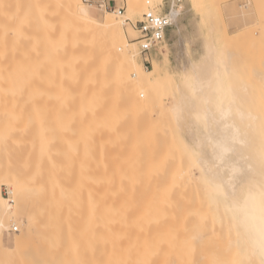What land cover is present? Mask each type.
<instances>
[{"label": "bare ground", "instance_id": "obj_1", "mask_svg": "<svg viewBox=\"0 0 264 264\" xmlns=\"http://www.w3.org/2000/svg\"><path fill=\"white\" fill-rule=\"evenodd\" d=\"M124 1L126 14L107 10L105 0L98 6L84 0H1L0 21L14 23H0L4 31H14V39L8 36L14 42L7 44L8 33L3 35L0 27L7 37L0 47H9L0 59L14 67L0 66L4 102L34 104L35 115L36 103L56 99L78 112L88 143L95 139L91 131L98 112L119 101L117 91L138 106L155 102L163 68L155 59L151 69L145 65L134 40L137 30L128 20L139 21L148 11L163 12L165 0ZM202 2L188 0L192 10ZM185 3L170 9L178 36L185 28ZM95 6L105 12L103 17ZM83 35L94 36L99 48L91 50ZM186 37H175L181 43L175 71L179 82L168 113L187 157L180 154V160L188 159L196 170L193 182L201 195L195 201L201 205L195 203L202 209L196 208L208 207L209 213L202 218L201 211L193 213L189 200L179 205L170 195L174 196L172 180L160 187L165 194L125 197L120 204L113 198L102 207L99 198L83 194L81 182L60 175L64 150L52 148L53 132L34 126V135L27 132L32 137L30 144L26 140L27 171L0 173V264H264V52L259 66L243 76L239 54L227 49L212 29L198 38V57L191 56L194 45L187 47ZM261 41L264 48V24ZM164 45L169 47L166 40ZM10 113L14 120L17 112ZM71 149L75 152L76 145ZM190 168L179 176L186 178ZM194 183L187 187L192 189ZM152 184L148 186L156 183ZM4 185L9 198L2 194ZM192 214L203 219L199 225L194 222L198 227L193 226ZM206 217L219 231L216 226L202 227ZM19 225V234L11 231L15 226L19 231ZM9 233L12 246L5 242Z\"/></svg>", "mask_w": 264, "mask_h": 264}, {"label": "rangeland", "instance_id": "obj_2", "mask_svg": "<svg viewBox=\"0 0 264 264\" xmlns=\"http://www.w3.org/2000/svg\"><path fill=\"white\" fill-rule=\"evenodd\" d=\"M84 1L85 3L96 4V6L101 2V0ZM105 1L107 3L110 2L111 6V8L107 10L113 11L114 5L116 7L123 6L124 13L126 14L124 0ZM184 1H186V3L184 2L185 12L182 26H185V28L181 27L179 36L186 37L187 35H190L187 36L186 39L190 38L189 40L193 42L189 40H187V42L186 40L183 41L186 42V45L187 43L188 45L190 44V47L187 45L189 48L194 45V47L191 48L194 49L189 50L191 51L190 54L192 57H196V55L198 57L201 52V46L198 44L200 41L198 38L201 39L202 33L204 34L208 29H212L218 36L220 42L225 45L227 49L239 54V60L241 62L240 68H242L243 76L249 74L252 66H259L264 52L261 43L263 42L261 39L262 26L264 24V2H262V0H204V3L202 2L201 4H198L193 10L190 7L188 0ZM245 2L246 4L249 2V6L244 7V5H246ZM96 6L95 8L99 16L103 17L105 12L101 13ZM242 11H245L244 15L242 14ZM1 17L2 16H0V20L3 19ZM2 21H0V23L5 24L6 26L9 23L8 26H14V23L12 24V22L6 24L4 22L7 21ZM128 22H130V25L135 28L138 21L129 19ZM3 24H0V27L1 25L3 26L1 28L4 33L6 30L4 31L5 25ZM128 25L129 24H125V26ZM9 31L10 32H5L8 33L7 37L10 36L14 39L13 29H9ZM5 33L3 35H5ZM2 34L0 33V37ZM175 35L174 28L171 26L168 30L166 40L167 43H169V47L164 45V42L160 46L161 48H157V50L149 55L148 63H146L145 59L141 56L144 59L145 65L149 69L153 67V59H155V61H157V63L163 68L162 75L157 82V100L155 102L152 101L153 103L150 104L147 103L138 106V104L133 102L132 99L125 98V92L121 90L117 91L119 101H116L113 106L109 107L111 110L105 108L101 110V112H98L97 125L94 126L91 131L96 133L95 139L93 136L89 143L86 142L85 124L79 119L76 110L66 109L63 107V103L53 99L50 102L39 101L36 103L35 110H37V113L34 115V104L18 103L16 102V99V101H14L15 103H8L6 100L5 102L7 103L4 102V98L6 99L5 94H3L4 81L3 79L2 81L0 80L3 85L2 86L0 83V173L2 176L11 174L13 170H18L21 174L27 171L25 167H28L29 164L27 163L26 153L30 149H28L30 146L26 140L29 139L28 136H31L32 133L34 135L35 126L37 131L47 129L51 133L53 132L56 135V139H54L55 142L53 143L52 148L64 150L63 152L65 155L59 160L61 168L58 172L60 175L64 178L81 182L83 194L86 197L92 196L99 198L102 207L104 205L112 204L113 198L116 200V203L120 204L125 197L144 198L147 196H154L156 195V192L158 195H161L163 193V186L172 180V185L173 181H175V186H172V188L174 187V196L172 193L170 195L177 198L179 205H182L185 200L191 201L190 204L192 206H190L194 210H192V212L199 213L202 207L200 206V202L196 201L198 199L197 194L201 195V192L198 183L196 184L194 183L195 181L193 182V179L197 180L196 170L192 169V167L190 168L191 165H189L190 163L188 164V159L183 160L186 161L185 166H183L184 162L180 160L182 155L184 157L186 156L182 151L183 149L180 147L181 142H179L178 137H176L177 133L174 129L175 126L170 117L171 115L168 113L172 102V93L175 90V83L179 82V77L176 75L175 71L180 65L178 55L180 53L181 43L179 45L177 44L176 40L179 36L177 34V38L175 39ZM83 36L91 44V50L95 48L94 46H96L97 49L99 48L100 42H96L94 36ZM5 37L3 36L2 39L0 38L3 40V42L0 40V43L4 44V42H6ZM10 37H8L9 39L7 38V41L10 40ZM194 39H197L198 42ZM12 41L14 42V40ZM9 42L11 41L6 43L9 44ZM7 44L6 47L3 46L2 49L0 47L1 55L4 54L3 50L9 48H7ZM252 44H254V46ZM172 49L174 52L171 51ZM168 53L170 55H168ZM142 58H140V60H142ZM5 65H7V63L3 59V63L1 61L0 66H4L1 68H5L7 67ZM2 71H4V69L1 70V72ZM109 73L110 72L107 71V74ZM1 78L3 77L0 76V79ZM9 99L8 101L14 100L13 98L12 100ZM2 106L3 108L5 106L4 110H2ZM10 111H13V113L16 111L19 113V116L17 115L18 118H14L17 113H14V115L12 112L10 113ZM8 112L11 115L13 114L12 119L14 120H11V116L8 117ZM105 115L107 116L104 119L103 117H105ZM14 127H16L15 131H17V134L14 132ZM21 130L26 132L23 133ZM27 132H30V135H28ZM24 134L28 136L25 137ZM30 138L29 144L32 140V137ZM10 139H14L16 143H12L14 140L9 142ZM23 142H26L27 144H25L27 146L24 145ZM74 145H76L75 152L71 149ZM188 166L190 169H187L186 178L183 176L185 179L183 182L184 179L182 176H179V174L181 175ZM189 175L192 178L188 179ZM186 179L189 181L188 185H191L190 183L195 184L194 187L192 184V189L191 187H187V184L185 186L184 183H186ZM147 182V187H145L146 185L144 183ZM151 183L160 184L156 187L155 184L154 187L150 188L148 185L151 186ZM143 186L146 189H143ZM160 187L162 188L160 189ZM153 188L155 190L156 188L160 189L161 191H155ZM197 188L199 189V192ZM2 194L7 198L10 197L8 188L5 185L2 186ZM192 196L195 199H190ZM200 198L201 197L199 196V199ZM195 202L200 205H197ZM197 206H200L201 209L199 207L196 208ZM206 209L199 213L200 217L203 213L205 214V211H208V207ZM208 213L209 212L206 214ZM193 216L194 215L192 214L191 219L193 223L198 221L197 223L199 225V223L203 222V219L201 220L197 217L198 214L194 216L196 219H194ZM206 218L207 219H204L205 224L203 223L204 225H202V227L209 230L205 227L206 225L210 230L214 229L212 226L214 227L216 225H211L210 222H208V217ZM205 221L208 222V224ZM197 223H194L193 226L198 227L196 226ZM191 228L193 229V227ZM20 231L21 226L19 225V231H16L15 234H19ZM217 231H219L218 227Z\"/></svg>", "mask_w": 264, "mask_h": 264}, {"label": "built area", "instance_id": "obj_3", "mask_svg": "<svg viewBox=\"0 0 264 264\" xmlns=\"http://www.w3.org/2000/svg\"><path fill=\"white\" fill-rule=\"evenodd\" d=\"M90 1V0H86ZM163 6V12L155 13L154 11H148L143 14L141 20H139L135 28L137 29V37L135 41L138 43L140 54L145 59V62L148 63V57L152 54L157 48H159L165 40H167V33L169 28H171V24H163L157 30L156 26L154 25L153 21L155 19H169L170 18V9L173 6H178L179 4H183L184 0H165ZM115 11H118L119 14H123L124 8L123 7H116L113 6ZM106 9H110V2L106 3ZM149 13L152 15L150 16ZM157 31L159 35L157 36ZM145 44L148 46L145 47ZM11 231L16 232L18 231L17 227L15 226ZM2 237V232H0V239Z\"/></svg>", "mask_w": 264, "mask_h": 264}, {"label": "snow or ice", "instance_id": "obj_4", "mask_svg": "<svg viewBox=\"0 0 264 264\" xmlns=\"http://www.w3.org/2000/svg\"><path fill=\"white\" fill-rule=\"evenodd\" d=\"M82 11L85 12V14H87V9H82ZM149 15L151 16L152 14L149 13ZM154 25L156 26L157 30L160 28L161 25L163 24H171L173 23V20L171 18L169 19H164V20H161V19H155L153 21ZM159 35V32L157 31V36ZM148 45L145 44V47H147Z\"/></svg>", "mask_w": 264, "mask_h": 264}, {"label": "crops", "instance_id": "obj_5", "mask_svg": "<svg viewBox=\"0 0 264 264\" xmlns=\"http://www.w3.org/2000/svg\"><path fill=\"white\" fill-rule=\"evenodd\" d=\"M5 242L8 246H12V244H13V233H9L8 236L5 237Z\"/></svg>", "mask_w": 264, "mask_h": 264}]
</instances>
